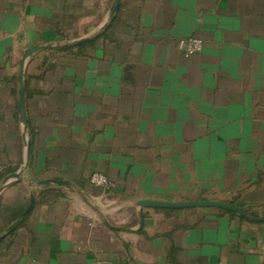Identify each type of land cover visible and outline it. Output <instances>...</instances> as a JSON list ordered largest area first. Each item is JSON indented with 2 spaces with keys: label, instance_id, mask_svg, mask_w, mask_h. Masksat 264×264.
Listing matches in <instances>:
<instances>
[{
  "label": "crops",
  "instance_id": "crops-1",
  "mask_svg": "<svg viewBox=\"0 0 264 264\" xmlns=\"http://www.w3.org/2000/svg\"><path fill=\"white\" fill-rule=\"evenodd\" d=\"M112 5L0 0V183L30 144L0 193V264H264V222L138 206L264 218V0ZM47 45L24 66L25 134L19 62Z\"/></svg>",
  "mask_w": 264,
  "mask_h": 264
},
{
  "label": "water",
  "instance_id": "water-1",
  "mask_svg": "<svg viewBox=\"0 0 264 264\" xmlns=\"http://www.w3.org/2000/svg\"><path fill=\"white\" fill-rule=\"evenodd\" d=\"M118 7V0H113V5L111 7V10L108 15V21L112 19L114 16L116 10ZM84 42L85 40H81ZM53 48L52 45H47L44 47L37 46V47H32L29 48L25 51L23 56L21 57V60L19 62V89H18V111H19V117H20V122L23 126V130L26 134L27 131V118H26V113H25V104H24V80H23V75H24V66L28 58H30L33 54L46 50V49H51ZM30 160V144L27 141L26 142V155H25V163L23 165V168L13 174L7 175L0 183V193L9 185L18 183L21 180H24L23 174L28 167ZM36 184L39 187H44V186H50V185H66L64 181L61 180H56V179H44L36 182ZM138 206L142 208H156V209H173V210H179V209H192V208H217V209H222L225 211H229L235 214H238L242 218L253 221V222H264V218H256V217H251L246 215L242 210L239 208L219 202V201H214V200H200V201H179V202H165V201H139ZM34 207V197L31 198L30 203L25 211V213H29ZM5 237V235L0 236V241Z\"/></svg>",
  "mask_w": 264,
  "mask_h": 264
},
{
  "label": "built area",
  "instance_id": "built-area-1",
  "mask_svg": "<svg viewBox=\"0 0 264 264\" xmlns=\"http://www.w3.org/2000/svg\"><path fill=\"white\" fill-rule=\"evenodd\" d=\"M178 48L182 51L185 57H189L201 51L202 42L196 38L181 39L179 41ZM89 182L91 185L101 189H106L110 186L108 178L98 172L92 173L89 178Z\"/></svg>",
  "mask_w": 264,
  "mask_h": 264
}]
</instances>
